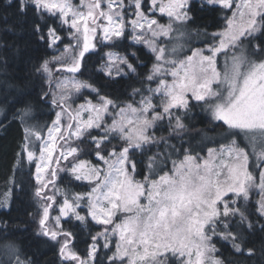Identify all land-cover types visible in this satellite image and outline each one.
<instances>
[{
  "label": "snow or ice",
  "instance_id": "snow-or-ice-1",
  "mask_svg": "<svg viewBox=\"0 0 264 264\" xmlns=\"http://www.w3.org/2000/svg\"><path fill=\"white\" fill-rule=\"evenodd\" d=\"M15 7L22 18L31 13L32 32L58 53L33 65L38 102L55 118L33 123L24 89L4 95L0 112L23 126L17 164L35 166L33 194L42 202L35 235L59 246V264H226L218 244L255 256L246 245L264 234V0H16ZM204 10L221 13L217 31L193 27ZM193 34L201 46L186 47ZM98 47L108 49L98 69L107 83L134 81L126 95L78 78ZM196 107L207 115L204 128L191 123ZM60 173L86 190L58 187ZM10 199L11 189L0 208ZM72 220L99 226L88 228L86 255L63 226ZM3 248L0 264H38L15 243Z\"/></svg>",
  "mask_w": 264,
  "mask_h": 264
},
{
  "label": "trees",
  "instance_id": "trees-1",
  "mask_svg": "<svg viewBox=\"0 0 264 264\" xmlns=\"http://www.w3.org/2000/svg\"><path fill=\"white\" fill-rule=\"evenodd\" d=\"M15 4L16 0H13L12 6L9 7L7 0H0V100L4 95L16 94L17 89L26 90L31 94L28 98L33 101L35 108V119L32 122L43 125L50 123L55 115L49 107L38 102L42 81L34 75L33 65L38 64L45 57L50 58L55 50L49 48L32 32L31 13L22 18L17 13ZM196 17L193 27L199 26L201 29L207 27L208 32L218 29L222 19L219 11L210 10L197 12ZM61 34L67 42V32ZM129 42L125 40L123 43L126 45ZM60 47L63 48V44ZM107 50V48L98 47L94 54L89 55L82 69V75L78 78L91 80L103 91L110 93L112 97L124 96L131 90L128 85L133 84L134 81L124 80L109 84L103 73L98 71L101 57ZM144 52L146 49H142V58L145 63H148L150 56L143 55ZM139 70L143 73L147 71V68ZM83 91L85 95L88 94V90ZM74 99L75 103H80L83 97ZM193 104H195L194 101ZM191 115L194 117L191 123L196 128L207 126V115L201 111L200 107L194 108ZM0 121H3V124L0 125V194L7 187L11 189L9 207L0 208V259L4 258V244L11 242L34 253L37 256L38 264H59L57 253L59 246L35 235L38 227V212L42 202L38 201L33 194L35 180L32 174L35 172V166L29 165L26 159L17 164L16 153L19 151V145L24 137L23 126L19 120L12 119L10 111L0 112ZM166 123L165 121V125ZM157 134L166 135L167 132L165 130L161 133L157 129ZM173 142L178 143V141ZM82 158L94 160V156ZM57 186L62 189L70 188L72 192L86 190L84 184L71 180V177L66 174L58 177ZM54 212H52L53 215ZM62 222L65 229H69L75 234L76 247L86 255L87 246L91 242L88 228H91L94 233L99 226H95L91 221L87 227L75 220ZM5 234L7 239L4 238ZM262 245H264V234L256 232L249 236L246 245V247L257 249V253L253 257L235 254L226 244L223 247L218 244L217 247L220 248L219 254L226 264H264V257L260 254Z\"/></svg>",
  "mask_w": 264,
  "mask_h": 264
},
{
  "label": "rangeland",
  "instance_id": "rangeland-1",
  "mask_svg": "<svg viewBox=\"0 0 264 264\" xmlns=\"http://www.w3.org/2000/svg\"><path fill=\"white\" fill-rule=\"evenodd\" d=\"M230 14V13H229ZM157 17L158 18H160L161 19V22L162 23H166L167 22V17H160V14L159 13H157ZM222 23V19H221V22H220V24ZM218 29H216V30H213V31H211V32H214V31H217ZM67 36V35H66ZM203 37H201L200 39H202ZM67 39H68V36H67ZM189 46H196V47H199V46H201L200 44H199V42H198V39L195 37V35L193 34V37H192V39H191V41L189 42V44L188 45H186V47H189ZM108 51V50H107ZM147 51V50H146ZM106 52V51H105ZM104 52V53H105ZM104 53H103V55H104ZM54 54H58V53H54ZM190 54V53H189ZM101 67V63H100V65H99V68ZM98 68V69H99ZM103 73V72H102ZM80 79V78H79ZM85 90H87V89H85ZM75 98V97H74ZM81 103V102H80ZM76 104H79V103H76ZM55 118V117H54ZM35 171V170H34ZM62 174H65V173H60V175H62ZM59 175V176H60ZM77 182V181H76ZM79 183H82V182H79ZM83 184V183H82ZM9 190V187H7V188H5L3 191H2V193L0 194V198H2L3 197V194L5 193V192H7ZM49 194H51L50 192H49ZM58 213H57V211H55L54 212V215H53V213H52V215L53 216H55V215H57ZM81 214H84L83 212L81 213ZM66 219V218H65ZM93 223V222H92ZM94 224V223H93ZM96 226V225H95Z\"/></svg>",
  "mask_w": 264,
  "mask_h": 264
}]
</instances>
